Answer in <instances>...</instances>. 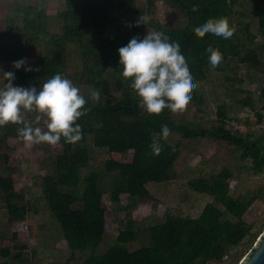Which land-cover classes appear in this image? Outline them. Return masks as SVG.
I'll return each instance as SVG.
<instances>
[{
    "label": "trees",
    "instance_id": "trees-1",
    "mask_svg": "<svg viewBox=\"0 0 264 264\" xmlns=\"http://www.w3.org/2000/svg\"><path fill=\"white\" fill-rule=\"evenodd\" d=\"M43 2L0 0V77L12 71L14 86L39 89L59 73L79 87L86 99L92 89L101 90L100 102L88 99L86 107L91 110L77 121L83 134L79 142L68 144L61 139L55 153L52 146L43 147L47 168L41 178V198L71 254L64 262L50 264H70L76 254L82 255L80 264H223L246 243L247 249L233 263L239 264L259 236L246 217L253 204L264 205V186L235 194L236 184L231 187L230 183L236 182L235 168L254 175L264 172V131H232L231 121L239 120L230 113L246 110L257 123L264 119V0H63L62 9L53 16ZM159 4L174 11L173 20H159ZM193 5L199 6L198 11H192ZM140 18L142 23L137 25ZM210 18L227 19L233 36L227 40L213 34L197 37L194 28ZM152 31L180 44L198 83L189 103L196 113L205 115L201 84L212 75L223 76L232 103H219L214 120L206 115L205 122L184 119L167 109L149 116L139 108L131 81L122 80L118 49L134 36L142 39ZM210 45L223 55L214 70L206 51ZM33 57L34 65L26 64L33 71L13 68L14 61L26 58L28 62ZM241 68L244 72L239 74ZM246 82L249 88L243 87ZM4 83L3 78L0 87ZM26 120L34 121V114ZM162 125L170 129L167 139L160 135ZM19 127H0V201L9 224L23 221L31 210L36 212L24 190L15 188L17 169L11 164L9 141L22 142ZM174 135L175 141L170 139ZM154 140L162 148L159 155L150 148ZM186 140L224 144L237 153V161L233 167L224 166L187 182L190 190L212 199L198 216L166 214L161 223L141 230L143 243L130 250L128 245L138 236L131 212L141 205L155 208L157 200L147 185L178 177ZM89 145L107 156L99 167L90 168ZM105 194L113 209L130 219L113 244L99 251L107 232ZM122 195L128 201L124 206ZM261 226L263 230L264 221ZM19 237L18 233L11 237L13 253L0 249V264H29L22 258L25 246L15 242Z\"/></svg>",
    "mask_w": 264,
    "mask_h": 264
},
{
    "label": "rangeland",
    "instance_id": "rangeland-1",
    "mask_svg": "<svg viewBox=\"0 0 264 264\" xmlns=\"http://www.w3.org/2000/svg\"><path fill=\"white\" fill-rule=\"evenodd\" d=\"M45 10L53 16L63 7V0H43ZM158 17L161 22H169L174 18V11L164 4L158 6ZM36 57L28 60L27 65H34ZM244 72L241 68L240 72ZM243 75V73H241ZM244 77V76H243ZM3 78L0 77V84ZM249 88L248 82L243 87ZM251 88V87H250ZM201 90L206 96V106L204 113L210 120L215 119L216 106L219 103H229L232 101L228 97L229 91L223 76L212 75L207 82L201 84ZM239 98L243 94H237ZM184 119H196L205 122L206 116L196 113L190 105L180 114H175ZM230 116L237 118L239 121H231L230 129L239 131L242 134L246 132L264 131V119L257 123V118L249 111H232ZM170 139L177 140L176 135ZM11 164L16 167V185L17 190H24L30 204L36 208V212H31L20 222L8 223L6 210L0 201V249L9 248L14 252L11 240L13 233L20 234L15 242H20L25 246L22 255L29 264H50L54 262H64L71 256L66 242L63 240L58 225L51 219L49 213L44 209V203L41 198V178L46 173L45 165L46 155L43 153L45 144H33L26 147L24 142L10 140ZM50 146V145H49ZM51 147V146H50ZM52 153H55V147ZM92 155L91 167H99L107 158L104 150L89 145ZM237 153L233 149L227 148L224 144L214 143L212 141H184L182 154L178 161L181 167L178 177L171 182L161 184H148L147 189L150 194L157 200L155 208L149 205H141L136 211L131 212L130 218L134 221V229L138 230L136 241L128 245L130 250L138 248L142 242L141 230L161 223L166 214L196 217L201 212L206 203L212 199L206 195H200L187 187V182L198 175H206L216 172L224 166H232L236 163ZM44 162L43 163H41ZM237 175L236 182L231 181L230 186L236 184L235 194H242L258 186H264V172L254 175L244 168L234 169ZM104 202L107 210V232L103 243L99 246V251H105L115 241L117 235L125 228L127 220L130 219L124 212H118L113 209L109 202V195L105 194ZM127 196H121V204H127ZM246 220L249 224L254 225L253 232L260 235L262 222L264 221V205L256 202L250 208ZM261 228V229H260ZM262 231V232H261ZM261 232V233H260ZM259 237V236H258ZM257 240V239H256ZM254 245V244H253ZM247 249L246 243H243L231 255L225 259L223 264H233L240 252ZM82 255L76 254L75 260L70 264H80ZM0 261L2 259L0 258ZM239 263V262H238Z\"/></svg>",
    "mask_w": 264,
    "mask_h": 264
},
{
    "label": "clouds",
    "instance_id": "clouds-1",
    "mask_svg": "<svg viewBox=\"0 0 264 264\" xmlns=\"http://www.w3.org/2000/svg\"><path fill=\"white\" fill-rule=\"evenodd\" d=\"M198 9V5H193V12ZM140 23L142 18L137 25ZM193 31L199 38L213 34L225 40L234 34V29L225 18H210ZM206 51L210 53L208 62L214 70L222 63L223 55L211 45ZM118 53L122 80L131 81L130 87L139 98L141 110L149 116H159L165 109L172 114H180L187 108L198 83L178 42L171 41L162 32L152 31L142 39L134 36L126 46L118 49ZM26 64V58L20 59L13 62V68L24 67L26 72L33 71ZM3 78L7 83L0 87V127L22 125L17 133L26 147L41 143L55 147L61 139L68 144L79 142L83 134L77 121L91 110L86 107L88 99L94 104L101 100V90L92 89L86 99L79 87L59 73L39 89L14 86L15 74L12 71L3 72ZM28 114H34V121L26 120ZM34 123H42L43 127H34ZM160 135L163 139L170 135L167 125L161 126ZM150 148L154 155L162 151L155 140Z\"/></svg>",
    "mask_w": 264,
    "mask_h": 264
},
{
    "label": "water",
    "instance_id": "water-1",
    "mask_svg": "<svg viewBox=\"0 0 264 264\" xmlns=\"http://www.w3.org/2000/svg\"><path fill=\"white\" fill-rule=\"evenodd\" d=\"M264 264V230L239 264Z\"/></svg>",
    "mask_w": 264,
    "mask_h": 264
}]
</instances>
